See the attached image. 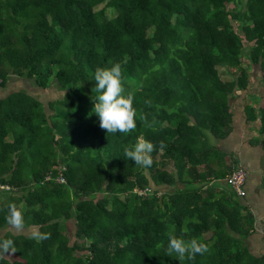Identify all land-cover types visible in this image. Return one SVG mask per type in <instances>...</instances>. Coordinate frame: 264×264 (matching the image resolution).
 <instances>
[{"label": "trees", "instance_id": "1", "mask_svg": "<svg viewBox=\"0 0 264 264\" xmlns=\"http://www.w3.org/2000/svg\"><path fill=\"white\" fill-rule=\"evenodd\" d=\"M244 55L264 83V0H0V88L16 77L64 92L47 106L25 91L0 97V239L17 248L0 264H264L234 190L198 186L238 167L212 138L233 130ZM115 63L134 98L128 133H107L93 111L94 72ZM220 66L234 75L225 85ZM244 111L264 151V104ZM140 137L155 146L149 168L124 155ZM9 204L46 238L9 230ZM169 234L208 250L181 261Z\"/></svg>", "mask_w": 264, "mask_h": 264}, {"label": "clouds", "instance_id": "2", "mask_svg": "<svg viewBox=\"0 0 264 264\" xmlns=\"http://www.w3.org/2000/svg\"><path fill=\"white\" fill-rule=\"evenodd\" d=\"M122 68L120 63H115L111 67L97 68L94 72L95 90L98 93L97 102L94 103L93 111L100 118V127L107 130V133H128L136 127V109L133 106V96L123 95L121 82ZM154 144L142 137L137 138V142L130 148H126L124 155L144 168H149L153 164L151 153ZM163 144L161 143V149ZM7 223L20 231L24 225L23 212L15 204H9L8 213L5 217ZM187 224V221H185ZM186 228H182L185 231ZM34 237L46 238L45 234L33 233ZM160 247V245H157ZM208 250V246L197 238L185 240L183 238L169 234L168 243L165 248L169 255L175 253L179 260H192L196 254H203ZM17 248L11 238L0 239V256L8 253H16Z\"/></svg>", "mask_w": 264, "mask_h": 264}, {"label": "crops", "instance_id": "3", "mask_svg": "<svg viewBox=\"0 0 264 264\" xmlns=\"http://www.w3.org/2000/svg\"><path fill=\"white\" fill-rule=\"evenodd\" d=\"M245 105L249 104H244V107ZM244 107L243 119L232 108L233 130L228 137L217 140L215 143L221 151L228 155L226 158L228 161L231 162V159L237 160V165L246 171V195L242 198L236 196L245 207L242 213L250 214L253 218V225L246 237L248 250L255 258L262 259L264 258V151L260 144L251 143L252 140L256 139V131L253 132V125L256 123L259 126V121L248 124ZM215 168L217 169L219 166L215 165ZM227 177L222 179L210 178L199 183L198 186H201L203 191L210 188L208 190L210 196L220 198L224 196V192L232 191ZM158 188L161 191H167L174 190L176 187L162 186Z\"/></svg>", "mask_w": 264, "mask_h": 264}, {"label": "rangeland", "instance_id": "4", "mask_svg": "<svg viewBox=\"0 0 264 264\" xmlns=\"http://www.w3.org/2000/svg\"><path fill=\"white\" fill-rule=\"evenodd\" d=\"M242 59L244 63L243 66L247 70H249V73L251 74V79L249 80L248 87L243 90L236 89L235 92L233 93V98L230 100V104L233 110L235 111V113L239 114L241 119L244 118V114H243L244 104H249L253 109L258 107L259 104H264V83L262 80V76H263L262 70L260 69L259 66L254 65L251 61H249V59L245 55L243 56ZM218 72L220 79L222 80V83L224 85L227 81H230L234 77V75L231 74L230 69L226 66H220L218 68ZM16 91L28 92L35 98L39 99L45 106H47L49 102L62 97V95L64 94L63 91L58 90L57 88H55V86H52L50 89L43 90L33 85L32 81L12 77L4 88H0V97H4ZM257 127L258 124L255 123L253 125V130H254L253 132L257 130ZM212 141L214 144H216L215 139L212 138ZM68 227L71 232L70 244H72L75 240L74 227L72 221L69 222ZM8 229L17 234L21 233L25 235H33V233H40V231L36 227L21 229L20 231H17L12 226H10ZM4 232L5 230L0 231V236H2Z\"/></svg>", "mask_w": 264, "mask_h": 264}, {"label": "built area", "instance_id": "5", "mask_svg": "<svg viewBox=\"0 0 264 264\" xmlns=\"http://www.w3.org/2000/svg\"><path fill=\"white\" fill-rule=\"evenodd\" d=\"M246 171L238 166L228 177L227 181L231 188L234 190L236 195L240 198L245 197L246 190H245V183H246ZM59 182H63V178H58ZM143 193V192H141Z\"/></svg>", "mask_w": 264, "mask_h": 264}]
</instances>
